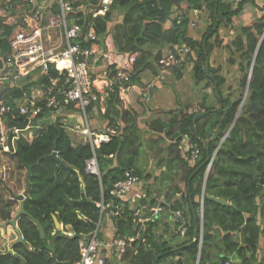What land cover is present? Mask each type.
<instances>
[{"label": "trees", "instance_id": "1", "mask_svg": "<svg viewBox=\"0 0 264 264\" xmlns=\"http://www.w3.org/2000/svg\"><path fill=\"white\" fill-rule=\"evenodd\" d=\"M242 5L234 10L232 4L223 0H113L104 15L94 17L88 9L100 8L101 0L74 3L77 11L68 17V22L77 20L82 33L73 44L79 43L83 50L90 49L92 42L87 35L93 30L102 45L104 38L113 34L119 52L138 55L130 78L122 85H135L143 73L155 72V63H161V59L172 55L186 61L193 72L195 85L211 89L216 100L208 105L210 96L206 95L199 106L201 112H190L191 106L186 104L178 112L170 111L168 121L149 122L147 129H143L137 115L125 110L117 86L106 98L107 111L103 116L108 127L116 131L109 143H102L99 148H94L91 143L74 145L68 131L56 124L41 128L32 139L20 134L15 146L9 144V153H2L0 147V239H3L0 264H21L17 257L26 264H72L77 261L80 258L79 242L92 236L101 221L99 204L113 203V207L118 204L110 191L127 173L149 183L139 203L141 208L165 206L171 211L180 210L190 224L185 240H170L169 228L164 236L157 233L161 221H151L148 229L142 231L134 224L133 210L126 208L119 216L106 217L110 212L106 208L98 236L101 239L106 236L110 240L131 239L121 259L122 264H156L160 255L163 257L159 264L176 257V264H196L201 221L193 217L192 207L199 213L201 204L204 205V234L199 264H225L227 261L264 264V15L250 26L236 28L235 37L227 46L231 52L229 63L238 64L241 74L237 88L240 92L236 99L233 95L224 97L222 89L226 82L220 70L210 67V76L205 73L207 56L223 45L217 37L221 27L232 26ZM53 11L59 12L56 4ZM195 11L207 14L201 39L189 36L190 14ZM1 22L0 56H6L9 53L8 38L13 31ZM86 62L95 80L105 71L111 77L116 76L115 66H111L103 54L95 53ZM50 77H59L54 65L50 66V74H42L37 83L48 87L51 85ZM29 87L31 85H26V90ZM150 88L152 91V85ZM1 89L0 94L6 92L0 102L16 109L17 101L24 97L23 91L10 82ZM97 95L98 99L88 112L101 107L100 93ZM199 112L207 115L199 119L195 127L194 119ZM27 119L20 117L16 120L23 122ZM227 131L230 132L222 143ZM145 133L157 137L150 139V150L166 144L165 174L169 173L171 177L162 179V182L171 184H165L168 187L165 203L156 200V196L162 197L163 187L157 189L153 175H146L140 164L145 151ZM182 139L190 145L188 151L185 143L180 144ZM203 142H208V148ZM195 149L200 150V154L198 160L193 161L191 152ZM53 153H57L65 166H59L52 158ZM95 155L101 179L86 173V163ZM211 163L212 168L207 175ZM2 166L5 172L1 171ZM29 168H32L31 190L24 201L26 213L18 219L17 228L11 222L18 216L22 204L12 199L1 177L4 173L7 186L20 195L27 189ZM178 176L180 182L173 187L172 183ZM153 193H157L156 196ZM83 194L88 203H80ZM208 197L221 199L226 204ZM54 217L64 226H70L76 237L55 232ZM105 221L113 236L104 232ZM36 222L45 231L44 239ZM4 224L7 227H3ZM197 227L198 237L195 238ZM21 235L23 241H20ZM9 250L13 253L9 254Z\"/></svg>", "mask_w": 264, "mask_h": 264}, {"label": "built area", "instance_id": "2", "mask_svg": "<svg viewBox=\"0 0 264 264\" xmlns=\"http://www.w3.org/2000/svg\"><path fill=\"white\" fill-rule=\"evenodd\" d=\"M81 0H6L2 8L1 15L6 18L9 12L15 8L21 10L23 25L16 29L11 35V54L7 58L5 67L9 73L17 72L26 75L33 74L41 69L43 75L50 74V66L54 65L59 72V77L54 79L50 77L51 85L43 87V90L33 89L31 94L22 101V104L16 109H10L3 102H0V128L1 142L4 144L7 141L6 125L8 121L16 122L20 117H28L36 119L50 112L62 116L64 109L70 107L76 108L83 117V124L75 125L74 129L83 134L90 140L92 145H99L96 141L93 142V137H98L101 143H108L112 139V134L115 130H108L105 134L94 135L89 127L86 119L88 108L98 99V95L93 93L99 82L107 80L109 91L104 95L107 98L110 92L118 86L120 95L123 101L125 100L126 87L122 85L123 81L130 78V73L138 59L135 53H123L116 49L113 34H109L104 38V45L96 36L95 31L91 30L87 35V39L92 42L90 49L83 50L79 43L73 44L81 38L82 29L77 20L68 22V17L74 14L77 9L74 8V3ZM113 0H101V6L97 9H91L94 17L104 15L106 10L111 5ZM237 3L245 0H235ZM57 5L58 13H54L53 7ZM16 18V19H18ZM5 24V23H4ZM7 25V24H5ZM105 49L107 50L106 53ZM103 54L110 62L111 66L116 68V76L111 77V74L106 71L99 75L98 79H94L88 70L86 59L95 54ZM179 60L170 55L167 59L161 60V65L171 67L174 63H179ZM2 71V70H1ZM0 71V72H1ZM8 80L6 75L0 74V89ZM145 99L152 100V91L150 86L145 90ZM101 97V101H102ZM103 139V140H102ZM95 148V146H94ZM190 145L185 140V149L188 151ZM5 152L9 149L4 147ZM200 150L195 149L191 152V159L198 160ZM212 163L209 165L207 172L210 171ZM86 172L89 175L101 176L100 167L96 155L87 161ZM140 179L137 176L127 173L123 180L118 181L114 188L110 191L112 198L118 202L114 205L109 203L105 205L100 203L102 215L107 208L109 216H119L123 212L124 202L128 192L138 183ZM203 203V200H202ZM133 221L140 227L142 231L148 229L151 221H161L163 226L158 231L163 233V236L169 228L168 238H178L183 241L188 236L189 222L185 219L182 211H171L165 206H157L151 208L145 213L141 208L133 211ZM201 220L200 244L203 243L204 234V205L201 204L199 210ZM103 219H101L102 221ZM101 221L98 228L92 236L80 242V258L72 264H122L121 259L126 254L127 248L130 246L131 239L118 238L110 240L108 237L100 238L99 231ZM69 236H73V232H68ZM178 236V237H174ZM24 238L22 237V240ZM200 255L196 264H199ZM225 264H232L226 262Z\"/></svg>", "mask_w": 264, "mask_h": 264}, {"label": "crops", "instance_id": "3", "mask_svg": "<svg viewBox=\"0 0 264 264\" xmlns=\"http://www.w3.org/2000/svg\"><path fill=\"white\" fill-rule=\"evenodd\" d=\"M5 1L6 0H0V22L2 21L1 22L2 25L4 23L7 24V25H5V24L4 25L6 27L12 28V31L14 32L16 29H19L20 27L24 26L22 20L20 18H18L22 15L21 10L18 8L17 9L15 8L13 11L9 12V15L6 18H3L1 15V12H2V8L4 6ZM223 1L227 2L228 4H232V7L234 10H238V8L242 5V4L237 3L235 0H223ZM263 7H264V0H251L248 3L242 5L240 13H238V15L234 18V22H233L232 26H229V27L222 26L220 29V32H219L217 37H218V41H222V43H223L222 47H216L210 53L209 57L207 56V58H208L207 61H209V66L213 69L220 70V75L225 79L226 83L222 89L224 97H229V96L233 95V98L236 99L238 97L237 95L239 93L237 91L238 84L241 80V74L239 72L238 64L231 65L229 63V59L231 58V52L228 50L227 46L234 39L236 28H239L241 26H250L253 23H255L258 20V18H260L264 15ZM184 8H186V7L184 6ZM91 9H93V7L89 8L88 12H90ZM190 15H191L190 16L191 17V25H190L189 36L193 39H201L202 35L205 31V24L204 23H205V17H207V14H205L201 11H195V12H192ZM16 18H18V19H16ZM213 40L215 41L216 38H214ZM10 41H11V36L8 38L9 53L6 54V56H0V71L2 70L0 72V74L6 75V77L8 78V80L6 82H8V83L10 82L11 85H13V87L19 88L23 91L24 97L21 100L17 101L16 108H18L22 104V102H23L22 100L25 97L27 98L31 94L33 89L37 88V89L43 90L44 86H41L40 85L41 83H39V84L37 83L39 80H41V75H42L41 69L37 70L36 72H34L33 74H30V75L17 73L14 71H13V73L10 74L9 71L6 70L5 63H6L7 58L11 54V52H10L11 51L10 50V48H11ZM0 50L2 51V49H0ZM178 62L179 63H175L171 67L162 66L160 64V62L155 63V66L157 67L155 72L154 71H147L146 73H143L140 76V80L138 81V83H136L133 86H131L128 83L125 86L126 87V93H125V100L123 101L124 108L126 111L128 110V112H131V113L137 115L139 124L144 125L143 129L144 128L147 129V124L149 122H153V121H157V120L168 121L170 118L169 115H171V114H169L170 111L178 112V110L180 108H182L181 107L182 103L180 104V102H177L175 100V99H177V96H179V95L177 94V95H175L174 98H171L170 95L168 94V91L170 90V91L174 92L176 87L179 88L178 81L181 78H183L184 72H187V74L190 76V78H193V81L195 84L193 72L188 68L186 61H184V60L180 61L179 60ZM167 72L173 73L172 79H168L171 76H167V74H166ZM179 74H182L180 79H178ZM157 80H159V81H157ZM106 81L107 80L102 79L99 82V84L97 85V88H99L100 97L103 98L101 101V107L94 108L86 114L88 127L94 135L103 134L109 126L108 122L105 121V119L103 118V116L106 115V111H107V104H106L107 100H106V98H104V95L109 91L108 84L106 83ZM6 82L4 83L1 90L6 88ZM26 85L27 86L31 85V87H29L28 90H26ZM150 85H152L153 97H152V100L147 101L144 97V95H145L144 90L146 88H148ZM161 85L163 88H162L161 95L159 98V94L156 93V95H157V97H156L155 92L157 91L158 87ZM204 90H205V92L203 91L202 94L200 95V99H201L200 104L203 100V97L206 95L210 96V99H209L210 103H208V105L214 104L215 100H216L214 94L212 96V92L208 93V90L205 88H204ZM234 91H236V92L232 93ZM226 93H227V95H226ZM183 103H185V102H183ZM199 110L200 109H197L196 112H198ZM190 112H192V111H190ZM200 112H201V110H200ZM192 113H195V112H192ZM46 114L39 119H43L46 116ZM204 114L207 115V113H204ZM53 115H55V114H53ZM39 119H30V121L39 120ZM9 122H11V121H8L7 124ZM17 122H19V120H17ZM56 124H60L65 131H68V133L71 135V137L73 139L74 145L86 143L85 139H87V137H85L83 134H81L80 132H77L74 129L75 125H77V124L82 125L83 124L82 114L76 108L70 107L68 110L64 111L62 116L57 117V118L52 117L51 118V126H55ZM31 128H33V127H31ZM35 128H37V127H35ZM43 128L47 129L49 127H43ZM37 129H39V128H37ZM20 132H21V134L25 135L29 139L36 137V135L31 136V134H25L24 133L25 131H20ZM6 134H7V141L4 144L2 142H0V147L3 148L2 151H5L4 147L8 148L9 144L15 145L19 139L18 136L20 135V134L15 135V138H13L11 140V138H8V133H6ZM150 139H156V138H154V136H152L150 133H148V134L145 133V142H144V146H145L144 150L145 151L143 152V154L141 156L142 158H141L140 164L145 169L146 175L150 174V173L153 175V177L152 176L151 177H152V180L154 181V186L157 189L159 187H161V188L163 187L164 190H162V192H161V195H162L161 198L156 196L157 193H153V195L156 196V200H158L159 203H165L166 202L165 201L166 200L165 195L168 191L167 190L168 187L167 186L165 187V184H171V182H166V181L162 182V180H160L158 176H161L164 173H166L165 161H167L166 156H168V155H166L165 148H164V146H166V144L162 143L159 149L155 148V150L154 149L150 150V148H149V145L151 143ZM185 140L186 139H184V140L182 139V142L180 144H184ZM150 160H151V162H150L151 170H149V168L147 169V166H148L147 162H149ZM152 165L154 166L153 168H152ZM1 170L3 172H5V169L3 166L1 167ZM29 170H28V172H29ZM31 170H32V168H31ZM28 172H27V174H28ZM3 174L4 173H2V177H1L2 179L4 176ZM5 177H6V175H5ZM30 178H31V176H30ZM156 179L158 181H155ZM175 180H176V182L172 183L173 187L175 185L179 184L180 176L175 177ZM159 181H161L162 186H161ZM148 185H149V183L147 181H142V182L140 181L137 185H135L134 189L132 188L128 192L126 200L123 203L124 207H125L124 208L125 211H126V208H128L130 211L131 210L135 211L138 208H141L139 206V203H140L141 198L145 195V193H146L145 189L147 188ZM178 195H181V194H178ZM141 210H143L145 213H147L149 209L147 207H145V208H141ZM197 217L200 218L199 213H197ZM54 222H55V220H54ZM106 223H108V222L106 221ZM106 223H105V225H106ZM162 226H163L162 224H160L158 227L156 226L157 227V233H158V230L161 229L160 227H162ZM56 231L64 233L66 231H73V230L71 229L70 226H64L61 223H59V228H57L56 222H55V232ZM104 238L107 239L106 236H104Z\"/></svg>", "mask_w": 264, "mask_h": 264}, {"label": "water", "instance_id": "4", "mask_svg": "<svg viewBox=\"0 0 264 264\" xmlns=\"http://www.w3.org/2000/svg\"><path fill=\"white\" fill-rule=\"evenodd\" d=\"M209 68H210L209 61H207L206 66H205V73L207 74V76H210L209 75ZM5 92H6V90L3 91L0 94V101L3 100V95H4ZM11 107L13 108V105H11ZM205 116H206V114H204V113L198 114L195 117V119H194V126L196 127V124H197L198 120L201 119V118H203V117H205ZM52 117L57 118L56 115H53L51 113H47L46 116L43 119H39V120H33V121L25 120L24 122H9L6 125V128H7L8 131H10V137H12V135H13V133H14L15 130H17V131L20 132V131H26V130L30 129L31 127H37V128L50 127L51 126V118ZM0 134H1V128H0ZM203 143H204V146L206 148H208V142H203ZM52 158L55 159L58 162V164H59L60 167L65 166L64 162H62L58 158L57 153H53ZM29 169L30 170H29V172L27 174V177H26L27 189H26V191L23 194L16 195L14 193V191L10 187L7 186V184L4 182V180L1 179V181L5 184V187L8 190L9 194L11 195L12 199L17 200V201L21 202V204H22V209L19 212L18 216L11 222V224L13 226H15V227L17 225V222H18V219L20 218V216H22L23 214L26 213V211L24 209V201L30 195V190H31V183H30L31 168H29ZM81 189H82V191H84V185L83 184L81 186ZM208 198L209 199H212V200H215L217 202L226 204V202L223 201V200H221V199L214 198V197H208ZM80 203H88V200L85 197V194H83L82 200L80 201ZM192 211H193V216H194V218L196 220L198 217H197V214H196V210L193 207H192ZM54 220L56 222L57 228H59V222H58L57 218L54 217ZM36 224L39 226L42 239H44L46 235H45V231H44L43 227L41 226V224L39 222H36ZM3 227H7V224H4ZM198 231H199V227L196 228L195 238L198 237ZM20 241H21V239H20ZM8 253L9 254H12L13 251L12 250H9ZM161 257L162 256H158L156 258V264H158L159 259ZM17 258L21 261V264H26L21 257H17Z\"/></svg>", "mask_w": 264, "mask_h": 264}, {"label": "rangeland", "instance_id": "5", "mask_svg": "<svg viewBox=\"0 0 264 264\" xmlns=\"http://www.w3.org/2000/svg\"><path fill=\"white\" fill-rule=\"evenodd\" d=\"M188 71V70H187ZM167 74V76H171V77H169L168 79H172L173 78V73H170V72H167L166 73ZM178 80V79H177ZM157 81H159V80H157ZM178 83H179V88L178 87H176V89L174 90V92H172V91H168V94L170 95V97L171 98H174L175 97V95H179V96H177V99H175L177 102H180V104L183 106V105H190L191 106V109H190V111H192V112H196L197 111V109H200V101H201V99H200V95L202 94V92L204 91L205 92V90H204V88H203V86H201V87H197L195 84H194V81H193V78H190V76L187 74V72H184V76H183V78H181L179 81H178ZM200 85V84H199ZM237 87V86H236ZM162 85L161 86H159L158 87V89H157V91L155 92V95H156V93H158L159 94V98H160V95H161V91H162ZM212 91H211V89H208V93H211ZM236 91H234V92H232V93H235ZM240 92V91H239ZM93 93L94 94H96V96H97V93H100L99 92V88H95L94 89V91H93ZM213 94L214 93H212V96H213ZM226 95H227V93H226ZM211 96V97H212ZM120 97V99L122 100V103H123V99H122V96L120 95L119 96ZM156 97H157V95H156ZM169 97V98H170ZM183 102H185V103H183ZM181 106V107H182ZM241 110V109H240ZM240 110H239V113H240ZM40 130H41V128H39V129H37V128H35V127H33V128H30V129H28L27 131H25L24 133L25 134H31V136H35V135H37L39 132H40ZM108 130H114V129H112V128H107L106 129V131L103 133V134H105ZM229 131H227V133H228ZM226 133V134H227ZM96 138V143L97 144H100V139L98 138V137H95ZM154 138H157L156 136H154ZM103 140V139H102ZM85 142L86 143H89V139H85ZM144 147H143V145H142V149H143ZM150 162H151V160L149 161V162H147L148 163V166H147V169L149 168V170H151V165H150ZM154 166L152 165V168H153ZM3 170V169H2ZM1 170V171H2ZM150 172V171H149ZM148 173V172H147ZM155 175V174H154ZM159 177V179L160 180H162V179H164V178H169V177H171L170 175H169V173L168 174H163V175H161V176H158ZM167 201V200H166ZM105 223H106V221L104 222V224H103V227H104V232L106 233V234H108L109 236H113L112 234H113V231H111L106 225H105ZM0 233H1V229H0ZM158 233H159V235H161V236H163V233H161V232H159L158 231ZM174 239H178V238H174ZM173 239V240H174ZM170 240H172V238L170 239ZM194 242H196V241H194ZM3 245V239H0V246H2ZM2 249H4V250H6L5 248H3L2 247ZM199 255H200V258H201V251H202V245L200 244V247H199ZM263 252V251H262ZM160 256H162V255H160ZM163 257V256H162ZM161 257V258H162ZM160 258V259H161ZM159 259V260H160ZM176 262H178V258L176 257L175 259H173L172 261L171 260H168V261H164L162 264H176ZM200 262V261H199ZM227 262H231L232 264H233V261H227ZM158 264H159V262H158Z\"/></svg>", "mask_w": 264, "mask_h": 264}, {"label": "clouds", "instance_id": "6", "mask_svg": "<svg viewBox=\"0 0 264 264\" xmlns=\"http://www.w3.org/2000/svg\"><path fill=\"white\" fill-rule=\"evenodd\" d=\"M16 109H17V108H16ZM16 109L13 108V110H16ZM64 111H65V109H64ZM48 113H50V112H48ZM63 113H64V112H63ZM51 114H52V113H51ZM42 117H43V116H42ZM57 117H58V116H57ZM11 122H12V121H11ZM16 122H17V121H16ZM232 126H233V124H232ZM6 129H7V128H6ZM229 132H230V131H229ZM229 132H228V133H229ZM7 133H8V138H11V140H12L13 138H15V135H19V134H21V132L15 130L14 133H13V135H12V137H10V135H9V134H10V131L7 130ZM228 133L226 134V136H225V138L223 139L222 143L225 141L226 137L228 136ZM0 135H1V134H0ZM92 140H93V142H94V141H96V138L93 137ZM111 140H112V139H111ZM0 142H1V137H0ZM89 143H91L90 140H89ZM108 143H109V142H108ZM91 144H92V143H91ZM101 144H102V143H101ZM101 144H99V145H96V144H95L94 146H95V148H99ZM12 145H13V144H12ZM13 146H15V145H13ZM8 148H9V151H8V152H5V151H2L3 148L1 147V152H2V153H3V152H5V153H9V152H11L9 145H8ZM98 163H99V162H98ZM99 167H100V165H99ZM208 167H209V166H208ZM211 168H212V167H211ZM207 170H208V169H207ZM210 170H211V169H210ZM100 172H101V171H100ZM209 172H210V171H209ZM209 172H207V175L209 174ZM86 173H87V172H86ZM87 174H88V173H87ZM3 175H4V176H3V180H4V182H5V178H4V177H5V174H3ZM88 175H89V174H88ZM91 176H93V175H91ZM95 177H97V176H95ZM98 178L101 179V176L98 177ZM1 179H2V178H1ZM1 182H2V181H1ZM23 193H24V192H23ZM23 193H21V194H23ZM25 200H26V199H25ZM196 214H197V213H196ZM101 219H103V215H102V214H101ZM199 220H200V218H199ZM200 221H201V220H200ZM203 224H204V221H203ZM16 227L18 228V225H16ZM96 227L98 228V225H97ZM97 228H96V229H97ZM68 232H73L74 235H73V236H69V235H68ZM63 234L66 235V236H68V237H70V238L76 237V233H75L74 231H66V232H64ZM22 237H23V236L21 235V236H20L21 241L24 240V239L22 240ZM87 239H88V238H87ZM82 240H86V239H85V238H82L81 241H82ZM81 241H80V242H81ZM80 242H79V251H80ZM78 260H79V259H78Z\"/></svg>", "mask_w": 264, "mask_h": 264}, {"label": "bare ground", "instance_id": "7", "mask_svg": "<svg viewBox=\"0 0 264 264\" xmlns=\"http://www.w3.org/2000/svg\"><path fill=\"white\" fill-rule=\"evenodd\" d=\"M24 119H27L28 117H23ZM28 120V119H27ZM24 122V121H23Z\"/></svg>", "mask_w": 264, "mask_h": 264}]
</instances>
